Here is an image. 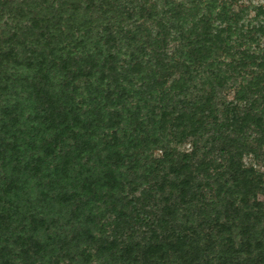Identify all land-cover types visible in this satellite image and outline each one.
Returning a JSON list of instances; mask_svg holds the SVG:
<instances>
[{
	"label": "trees",
	"instance_id": "1",
	"mask_svg": "<svg viewBox=\"0 0 264 264\" xmlns=\"http://www.w3.org/2000/svg\"><path fill=\"white\" fill-rule=\"evenodd\" d=\"M0 264H264V3L0 0Z\"/></svg>",
	"mask_w": 264,
	"mask_h": 264
},
{
	"label": "rangeland",
	"instance_id": "2",
	"mask_svg": "<svg viewBox=\"0 0 264 264\" xmlns=\"http://www.w3.org/2000/svg\"><path fill=\"white\" fill-rule=\"evenodd\" d=\"M252 2L254 3V5L256 4H263L264 3V0H252ZM254 15V13L252 12L251 13V17ZM246 163L249 165L250 164V161L248 159H245ZM260 200H261V197H259Z\"/></svg>",
	"mask_w": 264,
	"mask_h": 264
}]
</instances>
